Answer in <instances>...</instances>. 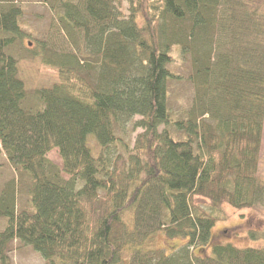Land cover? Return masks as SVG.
Instances as JSON below:
<instances>
[{
    "label": "trees",
    "instance_id": "1",
    "mask_svg": "<svg viewBox=\"0 0 264 264\" xmlns=\"http://www.w3.org/2000/svg\"><path fill=\"white\" fill-rule=\"evenodd\" d=\"M39 2L52 13L56 42L42 53L57 82L31 106L4 52L26 38L22 0H0V157L16 180L8 199L0 191V264L13 242L45 264H264V247L195 253L223 205L264 207V0ZM175 52L193 90L177 117ZM134 117L141 132L129 147L116 129ZM117 145L120 166L107 152ZM15 186L30 210H17ZM156 235L185 243L168 252L150 245Z\"/></svg>",
    "mask_w": 264,
    "mask_h": 264
},
{
    "label": "rangeland",
    "instance_id": "2",
    "mask_svg": "<svg viewBox=\"0 0 264 264\" xmlns=\"http://www.w3.org/2000/svg\"><path fill=\"white\" fill-rule=\"evenodd\" d=\"M23 15L19 21L21 29L24 31L26 38L21 42H15L4 48V52L17 60V76L22 80L26 92L27 105L33 106L36 103L35 91L40 88H49L54 82H57V70L44 61L43 45L54 44L56 42L53 31L50 29V19L52 13L47 6H44L39 0H22ZM58 9V6H56ZM69 46V45H67ZM70 48L77 51L76 48ZM43 57V58H42ZM175 62L169 65V70L181 77V81L169 82L168 101L170 109L175 113L187 109L190 105L193 90L186 77L189 72L187 62H180L178 54L174 53ZM139 117H134L125 125L116 129V135L121 137L129 147L133 146L140 129L135 127V121ZM171 128V126H169ZM108 156L117 166L121 165L123 149L120 146L110 147L107 149ZM46 158L58 168H61V161L57 150H52L46 155ZM259 173L264 179V125L260 146V165ZM63 179H69L68 176L62 175ZM15 180V174L7 164L4 156L0 157V191L4 192L8 199L11 194V182ZM16 180L14 181V185ZM0 193V194H1ZM15 202L17 201V210H30V202L27 190L20 192L17 186L14 190ZM195 204L206 205L207 201L195 198ZM223 219L213 226L211 230L210 244L205 249H195L197 255L210 253L211 245L230 243L238 248H261L264 247V241L250 237L253 231L257 234L264 232V207L237 210L228 205H223ZM4 227L3 220L0 219V230ZM185 241L180 239H168L162 235H156L150 242L155 248H164L171 251L176 247L184 244ZM10 264H45L40 255L20 242H13L9 248Z\"/></svg>",
    "mask_w": 264,
    "mask_h": 264
}]
</instances>
